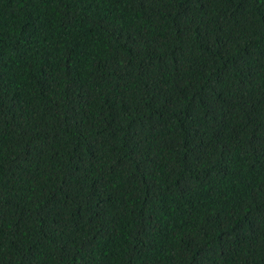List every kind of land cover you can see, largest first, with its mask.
<instances>
[{"label": "trees", "instance_id": "16d2710c", "mask_svg": "<svg viewBox=\"0 0 264 264\" xmlns=\"http://www.w3.org/2000/svg\"><path fill=\"white\" fill-rule=\"evenodd\" d=\"M0 264H264V0H0Z\"/></svg>", "mask_w": 264, "mask_h": 264}]
</instances>
